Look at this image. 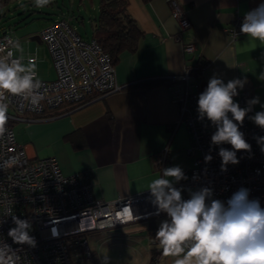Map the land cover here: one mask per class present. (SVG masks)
Instances as JSON below:
<instances>
[{"label": "crops", "instance_id": "0c3cea01", "mask_svg": "<svg viewBox=\"0 0 264 264\" xmlns=\"http://www.w3.org/2000/svg\"><path fill=\"white\" fill-rule=\"evenodd\" d=\"M175 1L190 22L184 29L171 15L169 0H125L127 13L143 35L136 51L121 52L115 64L120 87L39 117L23 115L19 120L28 138L18 140L21 134L15 138L30 156H54L65 174L88 172L93 195L114 200L147 190L162 174L154 157L164 147L168 153L163 168L180 166L186 172L192 167L194 155L187 152L190 133L183 121V104L177 100L187 91L185 80L178 78L184 71L198 95L213 74L225 83L247 77L253 98L260 101L249 116L264 111V46L249 44L240 32L245 13L264 0ZM59 14L64 16L60 11L56 17ZM236 17L238 27L233 26ZM12 37L15 56L23 57L25 64L29 56L35 57L37 76L55 78L49 51L38 32L17 31ZM187 44L194 45L191 52L184 51ZM166 218L162 213L129 222L120 235L110 229L102 231L108 236L106 247L140 248L145 243L137 264H171L174 258L164 256L150 241ZM113 236L114 243L109 244Z\"/></svg>", "mask_w": 264, "mask_h": 264}, {"label": "built area", "instance_id": "2783aa9c", "mask_svg": "<svg viewBox=\"0 0 264 264\" xmlns=\"http://www.w3.org/2000/svg\"><path fill=\"white\" fill-rule=\"evenodd\" d=\"M169 2L171 15L177 20L179 29L188 27L190 22L186 14L175 0ZM239 24L240 20L236 17L233 26L238 27ZM38 36L49 51L55 78L45 80L37 76L43 83L40 91L45 95L38 110H33L29 102L21 97H8V119L14 120L16 115L38 117L48 110L63 105H79L120 87L115 80V65L110 56L94 38H82L64 16L41 28ZM14 42L9 31L2 29L0 46L4 47L3 54L13 52ZM193 49L192 44L184 46L186 52ZM13 58L18 57L14 55ZM28 60L35 61V57L29 56ZM178 78L185 80L187 85V91L180 93L177 100L183 104V121L190 133L187 152L194 155L192 167L185 172L187 179L175 185L184 188L182 198H190L188 189L195 191L210 187L214 199L226 202L235 191L245 187L250 189L249 198H258L261 207H264V153L254 139L264 136V130L248 119L253 106L240 127L251 145V153L237 152L239 164H229L227 171L222 172V160L218 155L220 146L211 145V135L216 129L207 119H198L199 95L192 88L194 82L188 72L184 71ZM240 78H246L247 83L242 90L238 89L236 102L242 108L249 107L247 102L253 99L252 85L249 78ZM5 127L6 133L0 136V241L17 250L16 264H90L89 232L106 231L157 216L148 190L114 200L97 198L91 192L88 172L65 174L54 156H30L26 146L16 140L8 121ZM222 147L231 150L229 144ZM167 153L168 147H164L155 155L156 167L162 169L165 166ZM208 154L213 159L206 163L205 156ZM125 206H129L132 219L124 218ZM9 211L31 222L30 235L36 240L35 247L16 244L8 236L9 229L15 227Z\"/></svg>", "mask_w": 264, "mask_h": 264}, {"label": "clouds", "instance_id": "9594fccd", "mask_svg": "<svg viewBox=\"0 0 264 264\" xmlns=\"http://www.w3.org/2000/svg\"><path fill=\"white\" fill-rule=\"evenodd\" d=\"M51 0H34V6L44 8ZM23 6V5H22ZM240 32L249 38V44L264 46V3L245 13ZM236 39V34L233 33ZM4 53L0 46V136L7 129L10 96L28 101L33 110H38L45 95L40 91L43 83L37 78L36 64L23 62V57L13 58L12 51ZM264 78V77H262ZM246 78L225 81L216 74L209 79L207 87L199 94L197 101L198 119H207L216 129L211 135V145L220 146L221 171L226 172L229 164L237 165V152L251 153V145L240 130L251 106L259 104V98L241 107L234 97L242 90ZM264 108V105H261ZM231 114V115H229ZM254 124L264 130V111L248 116ZM264 153V136L254 137ZM231 145V150L222 147ZM213 157L208 154L205 162ZM180 166L162 168V174L147 186L150 203L155 215L166 214L156 231L153 243L162 254L173 257L171 264H264V207L258 198L250 199V189L241 187L227 201L213 198V189L201 187L188 189L189 199L182 198L183 187H176L186 180ZM15 227L8 236L19 245L36 246L30 235L32 224L9 211ZM125 219H132L129 206L123 209ZM139 219V217H137ZM11 245L0 241V264H16L18 256ZM107 264V258L103 261Z\"/></svg>", "mask_w": 264, "mask_h": 264}, {"label": "rangeland", "instance_id": "374dc122", "mask_svg": "<svg viewBox=\"0 0 264 264\" xmlns=\"http://www.w3.org/2000/svg\"><path fill=\"white\" fill-rule=\"evenodd\" d=\"M98 7L99 0H51V3L44 8L35 7L34 0H7L0 5V33L2 29L9 31L11 36H15L17 31L37 33L57 18V12L61 11L78 34L88 40L93 36L91 23L98 14ZM20 118V115H16V119H8V122L15 137L21 134L18 140L20 138L25 140L28 137L24 127H21ZM122 229V226H117L111 228L109 232L120 235ZM87 238L91 250L95 253L96 264H103L105 258L107 264H137L145 245L144 243L138 246L140 248L108 249L106 247L108 241H105L108 238L107 234L94 231L88 234ZM113 238L114 236L109 239V244L114 243Z\"/></svg>", "mask_w": 264, "mask_h": 264}, {"label": "trees", "instance_id": "16d2710c", "mask_svg": "<svg viewBox=\"0 0 264 264\" xmlns=\"http://www.w3.org/2000/svg\"><path fill=\"white\" fill-rule=\"evenodd\" d=\"M6 1L7 0H0V5L2 2ZM142 1L145 2L149 0ZM125 5V0H100L98 14L91 24L93 31L92 38H94L101 48L110 56L114 65L118 61L121 52L136 51L138 41L143 35V32L127 13ZM58 16L62 17L61 15ZM93 232L94 231L89 232L88 234ZM95 232L103 233L102 231ZM95 260L96 256L92 250V260L90 264H96Z\"/></svg>", "mask_w": 264, "mask_h": 264}, {"label": "bare ground", "instance_id": "6f19581e", "mask_svg": "<svg viewBox=\"0 0 264 264\" xmlns=\"http://www.w3.org/2000/svg\"><path fill=\"white\" fill-rule=\"evenodd\" d=\"M92 192V191H91Z\"/></svg>", "mask_w": 264, "mask_h": 264}]
</instances>
